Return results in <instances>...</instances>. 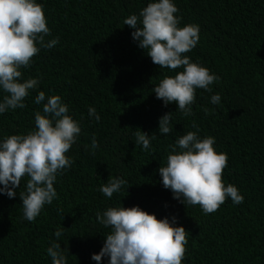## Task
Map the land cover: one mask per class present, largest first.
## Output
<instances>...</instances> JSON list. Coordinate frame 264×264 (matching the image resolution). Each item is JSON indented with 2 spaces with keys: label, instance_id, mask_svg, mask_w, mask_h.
Here are the masks:
<instances>
[{
  "label": "trees",
  "instance_id": "obj_1",
  "mask_svg": "<svg viewBox=\"0 0 264 264\" xmlns=\"http://www.w3.org/2000/svg\"><path fill=\"white\" fill-rule=\"evenodd\" d=\"M38 3L51 32L45 41L58 38L59 43L42 48L31 67L22 69L25 79L39 84L25 98V108L0 115V139L34 129L35 112L43 108L33 103L39 91L61 96L82 131L66 154L73 165L54 185L58 198L34 222L23 219L19 196L28 177L16 197L0 194V264H51L46 249L60 225L68 264H97L91 256L99 253L110 229L96 213L120 204L139 206L158 219L175 216L176 226L187 232L182 264H264V0H175L180 26H199L198 44L184 55L220 77L211 92L196 90L188 117L152 92L165 75L182 69L159 68L132 38L134 29L123 23L149 0ZM217 93L221 102L212 104ZM89 107L99 113V122L89 117ZM169 112L172 131L159 134V119ZM193 123L201 138L214 137L216 151L227 154L222 179L237 186L242 204L226 199L205 215L199 205L185 206L163 187L158 169L170 145L195 131ZM140 130L157 136L150 151L134 142L133 133ZM117 177L127 183L109 200L99 187ZM100 264H108V258Z\"/></svg>",
  "mask_w": 264,
  "mask_h": 264
},
{
  "label": "clouds",
  "instance_id": "obj_2",
  "mask_svg": "<svg viewBox=\"0 0 264 264\" xmlns=\"http://www.w3.org/2000/svg\"><path fill=\"white\" fill-rule=\"evenodd\" d=\"M178 11L175 0H149L139 15L132 14L123 23L134 29L132 38L159 68L182 69L175 75H165L152 92L164 106L174 103L176 111L188 117L193 114L196 90L211 92L210 86L219 83L220 77L184 55L198 44L199 26L181 27ZM50 35L43 5L38 0H0V115L26 107L25 98L37 88L39 80L25 79L22 69L31 67L32 58L42 48L51 49L59 43L58 38L46 42L45 37ZM210 102L219 104L221 96L212 95ZM33 103L43 105L42 112H35L34 129L0 139V194L9 199L16 197L22 178L28 177L25 191L19 194L23 219L28 222H34L43 208L58 198L54 185L57 177L73 165L74 159L66 154L82 131L61 96L46 97L45 92L39 91ZM88 115L96 122L101 119L94 107L88 108ZM172 119V112L160 117L159 134L172 131ZM192 127L195 131L179 136L170 145L165 164L158 169L163 187L171 190L173 198L183 205H199L205 215L217 211L226 199L234 205L242 204L244 196L237 186L225 185L222 179L227 154L216 151L214 137L201 138L198 126L193 123ZM133 136L135 144L145 151H150L151 141L157 139L154 133L141 130ZM98 146L93 137L90 148L95 150ZM126 183L119 177L109 179L99 191L111 200ZM96 218L110 229L99 253L91 256L97 264L105 257L108 264H182L185 258L187 232L183 226H176L175 216L171 220L158 219L139 206L125 208L120 204L97 212ZM64 233L65 228L58 226L55 239L49 241L46 254L51 264H68V249L59 242Z\"/></svg>",
  "mask_w": 264,
  "mask_h": 264
}]
</instances>
